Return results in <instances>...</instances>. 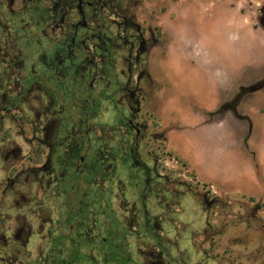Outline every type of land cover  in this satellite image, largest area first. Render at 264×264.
<instances>
[{"label": "flooded vegetation", "instance_id": "1", "mask_svg": "<svg viewBox=\"0 0 264 264\" xmlns=\"http://www.w3.org/2000/svg\"><path fill=\"white\" fill-rule=\"evenodd\" d=\"M119 7L116 0H0V264H70L56 262L55 254L85 252L75 239L100 237L76 210L85 170H93L101 195L88 222L112 215L131 233L144 223L146 177L159 193L154 198L184 192L173 183L172 194L161 193L158 187L170 182L144 160L140 99L117 79L120 40L140 35L131 34ZM111 14L121 19H111L116 29L107 23ZM26 45L35 46L32 53H24ZM106 108L112 117L101 118ZM21 121L29 125L28 150ZM60 236L65 242L55 245ZM134 238L125 248L141 254V264H182L168 239L161 237L174 261Z\"/></svg>", "mask_w": 264, "mask_h": 264}, {"label": "rangeland", "instance_id": "2", "mask_svg": "<svg viewBox=\"0 0 264 264\" xmlns=\"http://www.w3.org/2000/svg\"><path fill=\"white\" fill-rule=\"evenodd\" d=\"M116 1L140 35L120 40L117 79L138 93L144 160L191 192L148 202L161 237L182 264H264V0Z\"/></svg>", "mask_w": 264, "mask_h": 264}, {"label": "trees", "instance_id": "3", "mask_svg": "<svg viewBox=\"0 0 264 264\" xmlns=\"http://www.w3.org/2000/svg\"><path fill=\"white\" fill-rule=\"evenodd\" d=\"M93 170L92 171H84V185L83 189V200L79 201V209L76 210L79 212L78 214L83 215L84 220H86V227L88 223L93 225L96 224L95 229L100 230V237H90L83 236L75 239L76 246H82L85 252H69L66 254L56 253L55 261L59 263L69 262L70 264H141V254H133L131 251H127L125 246L129 245L130 239L138 238V240H144L150 245L156 247L160 250L164 257L168 259V261H174V257L171 249L168 247L167 243L162 241V238L159 237L158 227L156 226V221H151V212L146 211L145 208L147 203L153 199L157 193L156 189L153 191V182L152 178L146 177L144 179V223H142L140 227V231L138 233H131L124 228L120 229V223L114 216H107V221L103 218H100V214L96 217L97 220H92L88 222V218L90 216V210L94 208L95 205L99 203V193L96 191V188L93 183ZM170 185H165L164 188L158 187V190L161 191L164 195L172 194L174 190V185L171 188H168ZM163 187V186H162ZM157 188V186H156ZM170 192V193H169ZM156 194V195H155ZM159 194V193H158ZM158 198V197H157ZM75 202L72 207L75 209ZM78 205V202H77ZM70 206V205H69ZM148 216L149 219H146ZM99 218V219H98ZM111 224V225H109ZM144 231V232H143ZM104 235V236H102ZM65 237H57L54 242L55 245H61L65 242ZM61 242V243H60Z\"/></svg>", "mask_w": 264, "mask_h": 264}]
</instances>
